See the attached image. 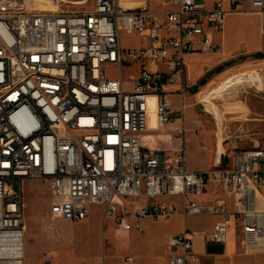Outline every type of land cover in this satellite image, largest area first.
I'll use <instances>...</instances> for the list:
<instances>
[{"label":"built area","instance_id":"built-area-1","mask_svg":"<svg viewBox=\"0 0 264 264\" xmlns=\"http://www.w3.org/2000/svg\"><path fill=\"white\" fill-rule=\"evenodd\" d=\"M173 1L176 8L161 19L122 0H95L84 11L0 0V264H24L26 179L48 188L50 216L81 220L100 204L122 230L142 229L144 217L167 219L177 211L157 196L179 194L187 213L204 211L189 194L220 181L233 206L210 208L223 218L209 238L225 241L234 225L246 244L264 248V147L235 150L228 165L191 170L184 144L172 158L142 146L151 114L161 125L174 119L167 86L189 91L186 54L221 47L213 31L225 27V0L212 9L196 0ZM250 2L264 14V0ZM123 32L147 42L125 46ZM133 61L140 71L129 87L123 67ZM143 195L148 201L134 206ZM169 247L172 264H199L191 231L171 236Z\"/></svg>","mask_w":264,"mask_h":264},{"label":"crops","instance_id":"crops-1","mask_svg":"<svg viewBox=\"0 0 264 264\" xmlns=\"http://www.w3.org/2000/svg\"><path fill=\"white\" fill-rule=\"evenodd\" d=\"M74 1L76 0H66L64 3H81ZM79 1L87 2L89 0ZM91 1L92 7L77 10L92 9L95 0ZM122 1L124 5L127 3L126 7L130 8L148 7L161 19H164L167 13L177 6L173 0ZM196 2L205 9H212L217 0H196ZM63 8L68 9L65 6ZM225 8L226 20L223 31H213V38L220 44V49L186 54L185 77L189 91L182 95L178 90V84L167 86V89L172 91L170 96L174 108V119L161 125L157 122L154 114H151L148 128L141 136L144 149L165 152L170 158L173 157L177 147L182 144L186 147L187 141L186 161L187 167L191 170H208L221 164L228 165L233 158V154L231 159L228 155L224 158L222 154H219L218 147L199 133L202 122L196 116L192 98L195 95L198 96L201 90L214 87L221 78L228 74H237L251 65L264 68V57H258L253 64L248 62L239 64V61H236L240 55L247 54L249 56L264 51V14L259 10L252 9L250 0H225ZM122 41L125 46L130 47L141 46L147 42L146 38L139 33L129 35L124 32ZM228 61H231L230 64L217 69L219 65ZM114 69V73H109L110 76L117 75L116 68ZM139 71V61H133L123 67L127 86L132 87V79L139 75ZM203 78L204 81L200 83ZM199 87L201 88L199 89ZM24 181L27 182L29 179ZM189 195L198 200L200 205L205 208L204 211L187 213L182 204V196L179 194L155 197V201L176 204L177 211L167 219L144 217L142 229L132 226V230H122L117 227L118 231L126 234V237L119 242L114 241V238L107 234L108 243H105L103 248L102 264H172L170 261V237L185 230L192 232L193 250L199 264H264V248L246 244L243 234L237 226L229 227L227 238L223 242L213 241L209 238V233L213 230L215 223L223 218L222 213L210 210V208L219 203H225L229 208L233 206L232 194L223 190L220 181L211 180L202 192ZM142 198H144L143 201L140 202V198L134 203V206L145 204L148 201L147 196L143 195ZM259 203L264 209V186L260 191ZM108 219L109 227H112V224H117L113 218L108 217ZM25 264H43V258L39 253L33 261L27 259Z\"/></svg>","mask_w":264,"mask_h":264},{"label":"rangeland","instance_id":"rangeland-1","mask_svg":"<svg viewBox=\"0 0 264 264\" xmlns=\"http://www.w3.org/2000/svg\"><path fill=\"white\" fill-rule=\"evenodd\" d=\"M35 1L39 6L50 2ZM60 1L52 5L75 10L92 7L91 0L72 4ZM257 58L255 54H243L236 61L239 64H253ZM114 71V68H107L108 73ZM257 73L264 78V68L251 65L237 73L250 78L246 86L234 80L235 74H228L214 87L201 90L199 97L195 95L192 98L196 116L202 122L199 133L208 138L219 151L223 148L224 158L228 155L231 159L235 150L249 149L256 145L264 147V86L258 84V78L252 77ZM185 148L187 150V141ZM24 199V264L27 259L33 261L39 253L43 264L47 258L51 264H102L103 248L108 243L107 234L117 242L126 237L125 233L117 230V224L109 227V219L104 216L100 204H93L90 215L82 221L50 216V193L38 179L24 181ZM143 199L141 197L140 202Z\"/></svg>","mask_w":264,"mask_h":264},{"label":"bare ground","instance_id":"bare-ground-1","mask_svg":"<svg viewBox=\"0 0 264 264\" xmlns=\"http://www.w3.org/2000/svg\"><path fill=\"white\" fill-rule=\"evenodd\" d=\"M55 2H58V0H50V2H48L46 5H42L41 7L57 8V7H53V5H52ZM74 2H79V0H76ZM49 3H50V6H47V5H49ZM35 4L38 5V3L36 1H35ZM252 77L253 78H258V80H259L258 81V84L261 85V86H264V78L262 76H260L258 73L255 74V75H252ZM249 79L250 78H248L247 76H244V75H237V74H235V76H234V80L236 82L240 83L243 86H246L247 84H249V81H248ZM218 151H219V149H218ZM222 152H223V148H222V150L219 151V154L221 155Z\"/></svg>","mask_w":264,"mask_h":264},{"label":"trees","instance_id":"trees-1","mask_svg":"<svg viewBox=\"0 0 264 264\" xmlns=\"http://www.w3.org/2000/svg\"><path fill=\"white\" fill-rule=\"evenodd\" d=\"M255 56H257V57L264 56V52H258V53H255ZM230 62H231V61H228V62H225L223 65H219V66L217 67V69L222 68V66H224V65H228V64H230ZM203 81H204V78L200 81V83H202Z\"/></svg>","mask_w":264,"mask_h":264},{"label":"water","instance_id":"water-1","mask_svg":"<svg viewBox=\"0 0 264 264\" xmlns=\"http://www.w3.org/2000/svg\"><path fill=\"white\" fill-rule=\"evenodd\" d=\"M256 146H259V145H256Z\"/></svg>","mask_w":264,"mask_h":264}]
</instances>
